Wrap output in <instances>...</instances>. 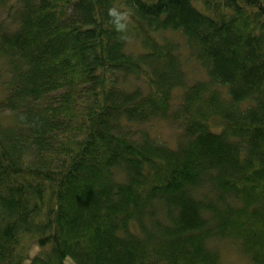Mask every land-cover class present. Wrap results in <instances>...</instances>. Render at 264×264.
Masks as SVG:
<instances>
[{"label": "trees", "instance_id": "1", "mask_svg": "<svg viewBox=\"0 0 264 264\" xmlns=\"http://www.w3.org/2000/svg\"><path fill=\"white\" fill-rule=\"evenodd\" d=\"M0 6V264H264V0Z\"/></svg>", "mask_w": 264, "mask_h": 264}, {"label": "rangeland", "instance_id": "2", "mask_svg": "<svg viewBox=\"0 0 264 264\" xmlns=\"http://www.w3.org/2000/svg\"><path fill=\"white\" fill-rule=\"evenodd\" d=\"M194 4L203 8V0H194ZM5 10L2 6H0V19L4 16ZM165 34L172 38L174 41H178L180 43V58L182 62L183 69L186 73L188 80L192 81L194 79H208V75L206 76L205 69L200 65V63L196 60L195 56L191 54L186 45L185 37L178 30H168ZM135 39L137 38H126L125 48L130 49L135 45ZM0 66L3 67V62L0 60ZM6 73L5 69H0V74L4 75ZM4 78L0 77V81H3ZM222 90V89H221ZM223 91V90H222ZM180 92L178 89L175 90L174 95ZM224 92V91H223ZM141 130L147 132L153 137L158 138L159 140L167 143L171 147H175L180 135L181 130L162 119L154 118L149 122L142 123L140 125ZM231 240V241H230ZM233 239H218L216 243H214L215 248L218 249L220 254V261L222 264H248V260L245 255L240 251L237 242L233 241ZM212 244V242H208ZM35 245L30 250V255L33 254V250ZM65 261L68 264H77L72 260L70 256L65 257Z\"/></svg>", "mask_w": 264, "mask_h": 264}, {"label": "clouds", "instance_id": "3", "mask_svg": "<svg viewBox=\"0 0 264 264\" xmlns=\"http://www.w3.org/2000/svg\"><path fill=\"white\" fill-rule=\"evenodd\" d=\"M110 15L116 16L117 13L114 9L110 10ZM118 27L123 28V25H118Z\"/></svg>", "mask_w": 264, "mask_h": 264}]
</instances>
